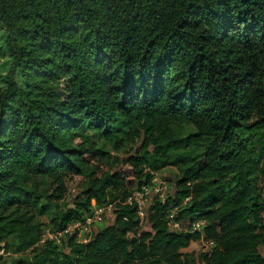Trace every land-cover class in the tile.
<instances>
[{"label":"trees","instance_id":"trees-1","mask_svg":"<svg viewBox=\"0 0 264 264\" xmlns=\"http://www.w3.org/2000/svg\"><path fill=\"white\" fill-rule=\"evenodd\" d=\"M0 61L13 264H194V242L264 264V0H0ZM172 169L141 232L134 193ZM110 206L88 242L42 243Z\"/></svg>","mask_w":264,"mask_h":264},{"label":"rangeland","instance_id":"rangeland-1","mask_svg":"<svg viewBox=\"0 0 264 264\" xmlns=\"http://www.w3.org/2000/svg\"><path fill=\"white\" fill-rule=\"evenodd\" d=\"M3 62L0 61V72H3L4 67H2ZM99 146L109 149V146L106 145L103 141H99ZM141 146V144H138L134 147L135 151ZM133 152V154L135 153ZM125 156H128V154H124ZM176 172L175 169H172L171 171H162L158 172L154 175V178H157V180L161 182H165L167 185V189L165 190L166 196L172 195L176 192V185H175V179H174V173ZM260 182V181H259ZM75 194V193H74ZM73 195H70L68 197V200L71 201ZM151 205V199L144 200V206H143V215L141 216L142 224H141V232H151V225L148 222V211ZM99 213V215H98ZM90 219V220H89ZM115 221V215H114V209L113 207H108L104 211L97 212V209L95 210V213H93L92 216H89L87 220L85 221L84 229L82 230V239L81 242L90 240L95 232H98L103 227L110 226L114 224ZM42 223L46 224V226H50L49 220L44 217L42 218ZM49 231V230H48ZM13 242L10 241V244ZM212 246H208L204 242H194L191 244V246L187 249H184L182 252L184 254H188L191 258V260L194 262V264H204L202 261V255L207 254L211 250ZM264 253V250H263ZM24 255L19 254L16 252V249L11 246L8 248L7 256L4 257L0 264H13L18 262L20 259H22Z\"/></svg>","mask_w":264,"mask_h":264},{"label":"built area","instance_id":"built-area-1","mask_svg":"<svg viewBox=\"0 0 264 264\" xmlns=\"http://www.w3.org/2000/svg\"><path fill=\"white\" fill-rule=\"evenodd\" d=\"M167 189V185L165 182H161L157 180V178H154L153 184L148 187H143L141 190L137 191L134 193L133 200L138 204L139 210H140V216L143 215V206H144V200L146 199H152L153 196H159L163 201L166 198L165 190ZM188 201V200H187ZM104 209H97V212L99 211H104ZM99 215V213H98ZM173 218V216H170ZM90 220V219H89ZM85 222H77L73 223L70 226H68L64 231L61 232H46L44 239L42 240V243L45 242L46 239H51L57 241V243L61 244L63 238H66L68 236H73L75 235L77 238V241L80 243H86L87 241L81 242L82 239V230L84 229V224ZM172 224L174 225L175 228L181 229L180 224L176 223L175 221H172ZM204 223L198 222L194 225V229L200 230L202 225ZM208 246H213V242L206 243ZM7 256V251L2 248L0 249V262L1 260Z\"/></svg>","mask_w":264,"mask_h":264}]
</instances>
